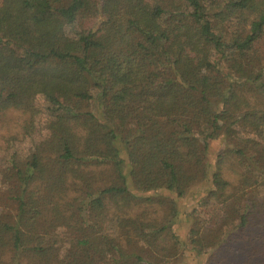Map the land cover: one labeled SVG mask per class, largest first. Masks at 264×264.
I'll return each instance as SVG.
<instances>
[{"label":"trees","instance_id":"obj_1","mask_svg":"<svg viewBox=\"0 0 264 264\" xmlns=\"http://www.w3.org/2000/svg\"><path fill=\"white\" fill-rule=\"evenodd\" d=\"M21 89L62 133L0 168V264H264V0H1Z\"/></svg>","mask_w":264,"mask_h":264},{"label":"rangeland","instance_id":"obj_2","mask_svg":"<svg viewBox=\"0 0 264 264\" xmlns=\"http://www.w3.org/2000/svg\"><path fill=\"white\" fill-rule=\"evenodd\" d=\"M18 92L21 106L17 109L8 110L0 117V168L6 167L9 158L16 153L27 156L37 146L50 149L51 144L57 143L62 133V123L51 113L50 104L41 94L29 89H21ZM211 144L210 151L214 152L220 143L214 141ZM200 184L203 182L191 187L192 195L198 191ZM8 195L9 187L0 185V212L12 213L14 211L13 205L9 203ZM186 202L192 203L190 198ZM213 207L214 205L210 206L209 212ZM191 222L183 221L175 225L182 237H185ZM188 256L181 254L179 260H184L187 264H198L197 261L195 262L192 257L189 258ZM199 264H204L203 260Z\"/></svg>","mask_w":264,"mask_h":264}]
</instances>
